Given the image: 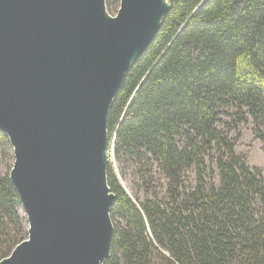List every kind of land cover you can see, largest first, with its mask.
I'll return each mask as SVG.
<instances>
[{
    "label": "trees",
    "instance_id": "trees-1",
    "mask_svg": "<svg viewBox=\"0 0 264 264\" xmlns=\"http://www.w3.org/2000/svg\"><path fill=\"white\" fill-rule=\"evenodd\" d=\"M168 2L108 114L114 230L103 264H264V177L217 126L221 109L236 105L264 129V0ZM115 4L106 0L108 11ZM0 154L11 161L0 173L2 259L27 237V225L1 130ZM111 154L135 159L145 173L159 170L165 185L142 199L130 194Z\"/></svg>",
    "mask_w": 264,
    "mask_h": 264
},
{
    "label": "water",
    "instance_id": "water-1",
    "mask_svg": "<svg viewBox=\"0 0 264 264\" xmlns=\"http://www.w3.org/2000/svg\"><path fill=\"white\" fill-rule=\"evenodd\" d=\"M169 9L168 0H119L110 16L106 0H0V130L27 225L0 264L109 257L108 114Z\"/></svg>",
    "mask_w": 264,
    "mask_h": 264
},
{
    "label": "rangeland",
    "instance_id": "rangeland-1",
    "mask_svg": "<svg viewBox=\"0 0 264 264\" xmlns=\"http://www.w3.org/2000/svg\"><path fill=\"white\" fill-rule=\"evenodd\" d=\"M110 9L112 11L107 9V13L113 16L117 12L118 5H112ZM217 126L228 137L233 139L235 151L246 158L249 166L260 169L264 177V140L261 138L264 129L246 112V108L237 107L236 105L222 108ZM111 161L121 185L130 194H137L140 199L143 198L144 192L149 187L159 190V187L161 185L163 187L166 183L159 170L154 168L151 173H145L142 171V164L137 163L135 159L122 157L117 160L111 154ZM10 163V160L3 158L0 154V173H6ZM186 177L187 182L191 183L194 177L193 172L188 171ZM215 180L217 181L218 179L216 178ZM21 213L23 214L22 210Z\"/></svg>",
    "mask_w": 264,
    "mask_h": 264
},
{
    "label": "bare ground",
    "instance_id": "bare-ground-1",
    "mask_svg": "<svg viewBox=\"0 0 264 264\" xmlns=\"http://www.w3.org/2000/svg\"><path fill=\"white\" fill-rule=\"evenodd\" d=\"M165 4L163 2L160 3V12L157 13V14H154L152 15L150 18H149V22L151 25H156L159 21V18L161 16V14L163 13L162 11L165 9ZM139 46L136 47V49H138Z\"/></svg>",
    "mask_w": 264,
    "mask_h": 264
}]
</instances>
